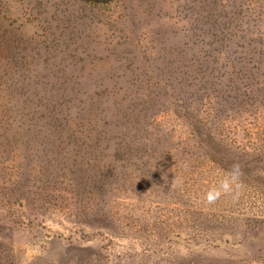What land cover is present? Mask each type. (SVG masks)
I'll return each mask as SVG.
<instances>
[{
    "label": "rangeland",
    "instance_id": "rangeland-1",
    "mask_svg": "<svg viewBox=\"0 0 264 264\" xmlns=\"http://www.w3.org/2000/svg\"><path fill=\"white\" fill-rule=\"evenodd\" d=\"M0 264H264V0H0Z\"/></svg>",
    "mask_w": 264,
    "mask_h": 264
},
{
    "label": "trees",
    "instance_id": "trees-1",
    "mask_svg": "<svg viewBox=\"0 0 264 264\" xmlns=\"http://www.w3.org/2000/svg\"><path fill=\"white\" fill-rule=\"evenodd\" d=\"M86 1H91V2H95V3H104V2L107 3V2H109L111 0H86ZM253 87H254L253 83H249L247 85V89L249 90V92H252ZM192 132L196 136V139L198 141L197 145H199L200 148L203 150L202 153H204L205 156L210 158V160L213 159L212 160L213 162H217L215 160V158L218 157L219 154L222 155L223 157L227 156V154H230V153H227V152L222 153V151H220V153H218L217 150L213 147V139L209 135H207V138H208L209 142L205 143V142L201 141L200 137H198V135H196V133L193 130H192ZM220 132H221V130H220ZM222 136H223V133H222V135H220V137H222ZM221 143H224V142H221ZM201 144H202V146H201ZM221 148H222V146H221ZM185 154H187V153H185ZM242 154H246V150L245 149L243 150ZM241 155H239V156H241ZM248 157H250V156L247 155V158ZM257 163H258V161L253 160L252 158H251V160L249 159L247 161L244 160V162H240V163L238 162L239 169L241 170L240 172L245 170V172H248V173L250 172L252 174V173H255L257 171L263 170V169H260L262 167L257 165Z\"/></svg>",
    "mask_w": 264,
    "mask_h": 264
},
{
    "label": "clouds",
    "instance_id": "clouds-1",
    "mask_svg": "<svg viewBox=\"0 0 264 264\" xmlns=\"http://www.w3.org/2000/svg\"><path fill=\"white\" fill-rule=\"evenodd\" d=\"M240 169L239 165H233L232 171L228 173L226 179H224L219 188H213L206 194V199L209 203L214 202L218 199L222 192L228 193L231 190V184L239 179Z\"/></svg>",
    "mask_w": 264,
    "mask_h": 264
}]
</instances>
